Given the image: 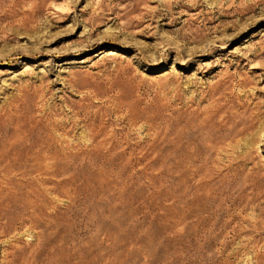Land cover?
I'll list each match as a JSON object with an SVG mask.
<instances>
[{"label": "rangeland", "instance_id": "obj_1", "mask_svg": "<svg viewBox=\"0 0 264 264\" xmlns=\"http://www.w3.org/2000/svg\"><path fill=\"white\" fill-rule=\"evenodd\" d=\"M65 133L0 264H264V0H0V152Z\"/></svg>", "mask_w": 264, "mask_h": 264}, {"label": "bare ground", "instance_id": "obj_2", "mask_svg": "<svg viewBox=\"0 0 264 264\" xmlns=\"http://www.w3.org/2000/svg\"><path fill=\"white\" fill-rule=\"evenodd\" d=\"M14 103H16V102H14ZM13 104H12V106H13ZM16 104L18 106V103H16ZM28 112H30V110ZM59 127H60V125H59ZM59 127H57V128L59 129ZM63 128H65V127H63ZM99 128H100V126H99ZM89 132L90 133L88 135L89 136L88 140L90 142H92V141L99 142V141H101L103 139V138L100 139V137L103 135V133H102L101 130H99V129L95 128V127H91L90 130H89ZM51 134H48L46 137H44L45 139L42 138V137H39L38 138V136H37L33 141H31L30 144L24 143V141H22L23 143H21L18 146L16 145L12 150H10V151H7L6 150V151L0 152V216L1 217H5L8 220L9 219H13L15 217V214L13 212H10L7 209V206H10L11 204H14V205H18V204L23 205L22 204V200L25 201L24 199L26 197L25 198H20L17 195V190L19 188L21 189V187H25V186H28V185H33V184H35L34 182H38L39 180H43L44 181V179L40 178L41 175H39V174H42L43 172H45L47 174H50L51 170H53L54 168H56V166L58 164L57 163V159L61 156V153H59V152L62 151V150L59 151V152L57 151V143H58V145L61 144V146H62V144L63 145H66L65 150H69L70 149L71 141L72 140L69 142V140L66 139L67 133H65L64 134L65 137L63 136L61 139H57L54 136H52ZM55 136H57V135H55ZM89 141H87V142L89 143ZM102 144H105V143H102V141H101L100 142V145H102ZM95 145H96V143H95ZM78 147H79V145H78ZM62 154H65V153H62ZM67 154H70V153H67ZM34 174H36V176H34ZM47 176H49V175H47ZM42 182H40V183H42ZM53 185L54 186H57L55 184H53ZM45 189H47V188H45ZM28 191H29V189H28ZM29 200L31 201V199H29ZM19 202H21V203H19ZM36 204H37V201H36ZM32 205H30V207ZM31 212L33 213V209H32Z\"/></svg>", "mask_w": 264, "mask_h": 264}]
</instances>
